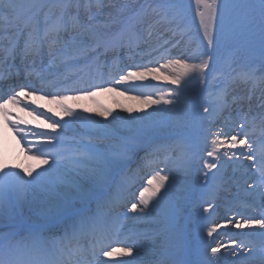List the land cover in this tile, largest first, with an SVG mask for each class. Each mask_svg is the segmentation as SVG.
I'll return each instance as SVG.
<instances>
[{
  "label": "snow or ice",
  "instance_id": "1",
  "mask_svg": "<svg viewBox=\"0 0 264 264\" xmlns=\"http://www.w3.org/2000/svg\"><path fill=\"white\" fill-rule=\"evenodd\" d=\"M195 4L196 16L199 18V31L202 33V42H207V51L198 53L199 62L189 63L186 58H177L169 60L167 65L160 66L161 69L175 70L176 67L180 69L178 74L169 73L163 77L166 80L171 77L170 83L178 86L167 94L174 99L165 98L164 94L155 100L151 99L150 95L145 96L144 99L150 104L175 106L179 103L181 89L185 84L198 80L199 84L206 87L208 76L213 70L212 53L218 51V60L230 69L224 87L213 97L217 114H223L231 106L228 100L227 79L231 78L233 81L239 79L243 82L255 80V69L237 72L232 68L235 62L233 51L244 49L249 55L255 56L258 45L261 68H264V0H195ZM99 7H102V0H0V60L14 61L19 57L25 65L24 78L27 81V83L13 86L5 93L8 98L0 104V112L7 116V104L20 105L21 97L31 96L41 91L42 89L33 86L32 78L39 79L43 84L47 80L45 73L50 72L53 67L65 69L62 74L64 79L81 74L89 79H95L96 76L102 77L104 67H108L110 72L115 71L119 75V79L115 81L116 84L144 78V72H125L119 64L120 52L124 50L131 52L139 48L140 37L135 28L128 27V22L121 10L110 14L103 23L97 22L94 9ZM148 7H151L150 3ZM157 7L168 9L174 16H180L183 12V0H163V3H158ZM122 8L131 12L128 20L136 14L130 4L125 3ZM140 8L144 9L145 5H140ZM225 52L229 53L227 57L224 55ZM108 53H112L114 57L111 65L107 64ZM167 54L169 49L164 48L160 58L167 59ZM101 56L105 57L103 64ZM146 70L158 72L160 69ZM16 75L20 76L21 73L18 71ZM5 78L7 77L0 74V79ZM83 84L86 86H81L82 80L74 81L71 90L78 93L75 97L61 95L59 92L51 94V99L60 104L63 114L74 120L81 118L73 109L65 106V101L95 95V91L90 89L113 90L103 89L100 84L86 81H83ZM16 87H19L18 92L15 91ZM45 95L49 94L45 93ZM0 99H3L2 95ZM232 102H235V98ZM261 108L264 109V104ZM203 111L209 117L213 114V109L210 107H204ZM101 115L107 117L110 113L105 110ZM48 119L51 122L47 126L53 130L59 127L63 131L71 123V121H65L60 124L51 118ZM82 119L84 121L82 126L88 135L107 138L116 134L109 132L105 127H97L99 121L87 117ZM256 119H259L261 127L259 137L254 139L255 132L245 131V126L246 123H255ZM5 122L10 123L7 120ZM235 123L236 121H233V124ZM239 123L240 128L235 134H229L223 129L213 134L210 148L204 149L207 157L211 158L204 159L203 162V168L208 170L205 172V177L213 169L219 173L221 161L225 157L229 162H233L235 158L234 162L242 167H244L243 161H247L245 174L249 179H253L249 189L255 191L257 181L260 186H264V111H261L258 117H253L251 121L245 116ZM11 126L17 135L24 132L18 124ZM34 135L42 139L32 147L26 145L27 151L33 153L34 159L43 157L41 162L49 165L48 168L35 174H33L34 170H26L25 174L30 179L25 180L18 171L0 166V264H37L24 258L26 252H42L50 257L42 264H110L113 257L134 255L138 251L136 245L125 243L123 247H112L110 242H104L107 222L99 211V201L97 211L93 212L86 209H74L71 199L65 197L58 205V210L53 217L54 220H68L63 233L59 235L51 232L53 227L51 222L25 224L22 209L29 193L33 197L52 196L62 188L71 189L82 201L89 200L94 193L86 190L85 185L107 183L108 177L114 175L124 165L136 147V137H129L125 143L121 144L119 150H114L101 148L90 140L87 143L83 140H74L68 144L59 133ZM221 136L224 138L221 139ZM21 140H24L23 135ZM238 148L242 151H231ZM221 149L224 151L222 152ZM163 171L164 169L156 171L155 175L148 180V185L140 191L137 202L131 203L129 211L140 214L133 218H143L165 200L171 185V177L168 174L162 175ZM128 179L130 178H122L116 190L110 192V202L118 203L122 194L121 189ZM244 182L247 184L248 180ZM259 195L261 200H264V193ZM205 203L208 206L204 208V212H209L213 205L208 200ZM177 212L178 209L173 206V214L160 222V230L149 240V245L160 241L159 251L165 258L159 260L158 264H190L175 258V250L183 247L179 242ZM234 226L250 229L255 226L262 230L259 232L261 243L258 259L259 264H264V211L259 218L243 216L242 220H235ZM219 227L220 225L214 224L208 228L207 235L212 237ZM4 228H8V231H3ZM21 232L24 234L21 235ZM45 232L49 235L46 236ZM121 243L124 242L121 241ZM232 243L235 244L236 241ZM222 247L225 246L211 247V256L215 258ZM239 247L243 249V252L232 251L231 253L237 259L245 252L249 256L253 255L252 245L241 243ZM101 254L109 259L101 260L99 258ZM111 264H125V262L114 260ZM191 264H212V260L205 258Z\"/></svg>",
  "mask_w": 264,
  "mask_h": 264
},
{
  "label": "rangeland",
  "instance_id": "2",
  "mask_svg": "<svg viewBox=\"0 0 264 264\" xmlns=\"http://www.w3.org/2000/svg\"><path fill=\"white\" fill-rule=\"evenodd\" d=\"M125 3L130 5L135 3L132 9L136 13L139 12L135 17L133 16L130 22H127L128 27L130 29L135 28L138 33L140 45L139 48H135L131 52L127 50L120 52L121 60L119 64L125 72H144V78L142 80H129L124 84H116L115 81L119 79V75L115 71L110 72L108 67H104L102 69V77L96 76L95 79H89L81 74L64 79L62 74L65 69L53 67L49 73L46 72L49 75V78L44 82L46 87H43L39 79H32L33 86L44 89V91L42 93H33L31 95L33 96L32 99L31 96L21 97L22 103L18 106L25 113L23 116L28 114L34 120L37 118L42 121L43 124L34 122L28 125L30 127H27V122L23 117H16L15 121L22 119V121L19 120L18 126L24 129V134L26 135L22 141L10 129L11 139L16 145V156L20 153L22 156L25 154L33 155V153L27 151L26 145L32 147L38 140L42 139L34 135L39 133H50L53 135L59 133L68 144L74 140H83L85 143L90 140L92 143L100 145L101 148L114 150H119L121 144L125 143L129 137H136V146L139 145V147L135 155L128 157L129 159L127 158L124 165L114 175L108 177V186L103 192L94 194L92 198L83 203L80 209H84L90 203H93L87 210L95 212L97 211V203L98 201L100 202L99 211L108 215L104 242H110L112 247H123L126 243L128 245L146 244V246L152 248L149 245V241H144L143 239L146 236H155L160 230V222L173 214V206H175L178 209L176 224L179 229V242L183 245L182 248L175 250V258L190 262V264L205 258L212 260V264H226V254L222 252L224 249H221L217 256L213 258L211 256V247H215L216 241L219 242V239L221 241L227 240L231 243L232 241L238 242L234 221L237 219L242 220L243 216L259 218L261 212L264 211V200H261L260 196L258 200H254L247 194V191L250 190L249 185L253 184V179H249L248 175L245 174L246 170L243 173V179L236 181V183L222 185L221 181H217V185L223 187L222 192L219 191L217 186H212L215 183L213 182V177H215L216 170L213 169L205 177V172L208 170L203 168V162L204 159L211 158L207 157L204 149L205 147L210 148L214 133L223 129L229 134H235L240 128L239 121L243 120L245 116L251 121L253 117H258V114L264 111L261 108V105L264 104V68H261L258 45L254 57L249 55L247 58L244 49L235 50L232 53L235 61L232 64L233 69L237 72L248 69H255L256 71L254 81L243 82L239 79L234 81L231 78L227 79L228 100L231 105L238 104L236 113H233L230 107L228 108L230 110L229 117L224 114L226 110L223 114H217L216 105L213 101L215 94L224 87L227 74L230 71L226 64L218 60V51L212 53V56H216V64L215 68L212 66L213 70L208 76L206 87L199 84L198 80H193L185 84L181 89L179 103L175 106L150 104L144 99L145 96L150 95L151 99L155 100L161 94H164L165 98L174 99V97H169L167 94L178 87L170 83L171 77L168 80L163 79V77L169 73L178 74L180 69L178 67L175 70L173 68L161 69V65H167L169 60L177 58H186L189 63L195 62L193 54L195 42L192 38L194 37L193 39L198 43L202 42V33L199 31V18L196 16V4L195 0H183L182 14L174 16L168 9L156 7L158 3H163V0H102V7L94 9L97 22L103 23L110 14H115L118 10L123 12V17L126 19V16L129 15V10L122 8ZM149 3L151 7H148ZM142 4L145 5V8L139 10ZM153 9L156 10L153 11ZM149 33L155 34L156 41L160 43H157L158 46L156 48H152L153 44L147 41ZM165 41L169 43L165 44ZM162 45L163 47H161ZM164 48L169 49L167 59L160 58L164 53ZM201 51H207L206 41L202 42ZM224 55L227 57L229 53L225 52ZM113 58L112 53H108L107 64L111 65ZM147 61H152V64ZM104 62L105 57L101 56V63L103 64ZM146 69L160 70L158 72H149ZM77 80H82L81 86H86V84H83V81H86L87 83L100 84L103 89H113H90L95 91V95L69 99L64 104L68 107L79 109L80 107L78 106H81L79 105L81 100L84 102L88 101L90 107L87 115L97 120L104 117L108 131L116 133L115 135L107 138L88 135L82 123L64 114L62 121H71L69 124L71 126L68 125L63 131L59 127L53 130L47 126L51 122L48 118H51V120L55 119L50 117L52 110H50L49 103L41 104L39 97L50 98L51 100V94L58 92L61 95L75 97L78 93L71 89L74 86V81ZM110 82L112 83L110 84ZM45 93L49 95L46 96ZM106 98L109 100L107 103L101 102L103 99L106 100ZM233 98H235V102H232ZM135 102L140 104L139 108L135 106ZM204 107L213 109L211 117L204 113ZM105 110L110 113L107 117L101 115ZM38 113H43V115H38ZM174 118H180L181 125L178 129L172 126ZM226 119L228 122H226ZM62 121L57 122L63 124ZM233 121H236V123L233 124ZM216 123H221L222 126L214 127ZM260 127V121L256 119L253 124L246 123L245 131H254L255 139L259 137ZM223 138L221 136V139ZM173 141H176L174 145L172 144ZM174 148L182 151L181 154L178 155L176 149L173 150ZM238 150L240 149H233L232 151ZM33 151L35 150L33 149ZM169 154L170 159H165ZM184 156H187V158L184 159ZM42 159L43 157H41ZM50 163L51 159L49 158ZM185 164H187V168L183 167L181 170H176V167H180L178 165ZM42 165L49 167L46 164ZM161 169H164L161 172L162 175L168 174L171 177V185L165 195V200L161 201L156 208L141 219L130 217L132 214L129 211L131 203L137 202L140 191L148 185V180L155 175L156 171ZM29 170H34L33 174L40 171L37 167L32 166ZM220 171L221 177H226L227 170L221 169ZM124 177H129L130 179L121 189V198L118 203L110 202V192L116 190L117 185ZM24 179H30V177L25 175ZM246 179L248 180L247 184L244 182ZM94 187L96 186L93 184L85 185V189L92 192ZM211 189L215 190V193H212ZM255 189L260 193H264V186H260L258 181ZM72 198L75 199L74 202L73 199L71 200L73 207H75L74 204L80 198L75 192L72 194ZM206 200L213 205L209 212H204V208L208 206L205 203ZM62 201L63 199L60 198L59 203L51 205L49 212L54 213V210L58 209V205ZM39 210L44 212L43 207H40ZM221 210L223 211L222 213ZM216 211L217 215L220 216L222 214L228 218L233 217L234 220L228 226L222 228L221 231H218L216 241H211L208 239L206 229L214 225L213 213H216ZM36 213H40V211H35ZM114 215L115 218H113ZM35 217L34 221L36 223L42 220L39 216ZM115 220L121 222L116 223ZM60 221L64 230L68 220L63 219ZM113 228L116 230L114 236H112V233H114ZM3 231L7 232L8 228H4ZM61 232L59 231L57 235L62 234ZM254 236V233H248L243 240L253 241ZM121 241L124 243H121ZM257 243H261V241ZM257 243H254V246L258 245ZM137 249L138 251L134 255L139 258V263L136 260L131 261L129 259L131 256H125L123 257L125 258L123 259L125 264H158L159 260L165 258L160 251L157 252L154 249ZM259 249L260 247L256 246L255 250L259 251ZM99 258L101 260L109 259L103 257L102 254ZM229 264L240 263L234 261V263ZM256 264H259V261Z\"/></svg>",
  "mask_w": 264,
  "mask_h": 264
},
{
  "label": "bare ground",
  "instance_id": "3",
  "mask_svg": "<svg viewBox=\"0 0 264 264\" xmlns=\"http://www.w3.org/2000/svg\"><path fill=\"white\" fill-rule=\"evenodd\" d=\"M153 35L154 34H151V36H153ZM152 40H153L152 43H154L155 39L153 38ZM157 46H158L157 44H153L151 47L156 48ZM148 63H152V62L150 61ZM7 72L8 71H5V75L7 74ZM4 83H6V80H4ZM31 98H33V96H31ZM39 98L41 100L40 101L41 104L49 103L50 110H52L51 113L53 114V118L55 119V121H60V120L62 121L63 109L61 108L60 104L53 101L52 99L50 100V99H44L41 97H39ZM49 101H52V102H49ZM108 101L109 100L106 98V100L103 99L101 102L107 103ZM136 103L137 102H135V106H137L139 108L140 104H138V103L136 104ZM79 105H81L83 107L78 106V107H80L79 109H73V111L75 113H78L79 117L81 118V119H76L79 123L83 124L84 121L82 118L87 117V118H90L91 120L99 121L100 123H99V125H97V127H105L107 130H109L107 127V124L105 123L106 119L104 117H101L100 119L97 120V119H94L93 117L87 115L88 111H89V107H90L88 101L84 102L83 100H81V103ZM66 107H68V106H66ZM230 110H232L233 113H236L238 110V104L235 103V105H231ZM230 110L228 109L224 113L225 115H227V117H229L228 114H229ZM6 111L8 113L7 116H5L2 112H0V162H1L0 166H3L5 168L14 169L15 171H18L20 173V175L23 177L26 175L25 174L26 170H29L31 168V166L37 167L38 170H40V171L48 168L47 166H43L42 165L43 163L41 164V161H40L41 158L40 159H34L32 154H27V155L25 154L22 156L20 153L18 156H16L17 155L16 145H15V142L13 141V139H11L10 127L9 126L7 127L4 121H5V119H9L10 120L9 121L10 126L12 124H19L18 123L19 121H15V119H14L15 117H10L11 114H17L18 116H21V117H23V119H25V121L27 122V125H26L27 127H30V126H28V125H30V123L37 122L38 124H43V122L38 120L37 118H35L36 120H34L28 114H26V116H23L25 114L23 112V110L19 106L14 105V104H7L6 105ZM90 115L94 116L93 114H90ZM69 118H72V117H69ZM226 122H228L227 119H226ZM180 125H181L180 118H174L172 120V126L173 127L178 129L180 127ZM218 126L221 127L222 124L216 123L214 127H218ZM12 129H13V127H12ZM14 133H16V131H14ZM21 135H22V133H21ZM21 135H17V133H16L17 137L21 136ZM173 144H175V143L173 142ZM137 150H138V146H136L132 150L131 153L134 154L135 152H137ZM221 151L223 152L224 149H221ZM238 151H242V149H240ZM186 158H187V156H184V159H186ZM234 161H235V158H233V162H229L227 160V157H225L224 160L221 161L220 168L227 170L226 177H221V171L219 174L217 172H215V177H213V182H215V183H213L212 186H214V187L217 186V188L221 192H222L223 187L217 185V183H216L217 181H221V184L224 185V184H229V183H236V181H240V179H243V173L246 170V166H247L248 162L243 161L244 167H242L239 163H236ZM19 163H20V165H19ZM178 166H180V167H176V170H181L183 167L187 168V164L178 165ZM25 168H27V169H25ZM94 186H96V187L93 188V191L97 189L98 184H96ZM70 190L71 189H69V188H62L56 194H54L52 196L33 197L32 194L29 193L26 197V201H25V203L23 205V209H22V218H23L24 223L25 224H34L33 221L36 218L35 216H39L44 220L53 219V217L55 216L56 210H54V213H50L49 210L51 209V205L59 203L60 198L64 199L65 197H68L72 200L73 199L72 194L74 192L72 193ZM211 191H212V193L213 192L215 193V190L211 189ZM247 194H249L250 197H252L254 200H258V198L260 196L259 195L260 192L256 189H255V191H252V190L247 191ZM45 206H46V209H45ZM40 207L44 208V210H43L44 212H41V210H39ZM35 211H40V213H42V214H40V213L35 214ZM222 212L223 211L221 210V213ZM217 214H218L217 211H216V213H213V222H214V224L220 225V227L216 229V231L213 233L212 237L208 236V239H210L211 241L212 240L216 241L217 236H218V231H221L222 228L228 226L230 224L229 221L232 222V220H234L233 217L228 218L225 215L220 214V216H219ZM139 215H140L139 213H137V214L132 213L130 215V217H132V216L135 217V216H139ZM234 223H235V221H234ZM203 229L205 230V228H203ZM56 231H57L56 228H51L52 233H55ZM207 231H208V229H206V232ZM235 231H236L235 234L238 236V239H237L238 242L233 244L227 240L221 241V239H219L218 240L219 242L216 241L215 247H217L219 245L225 246V247H222L221 249H224L222 252H224V254H226V259H227L226 264L234 263V261L236 263H240V264H256L259 261V259H258L259 251L255 250V248H256V246L260 247V243H257V242L261 241L260 236H259V232L262 230H260L254 226L252 229L247 228V227H245V228H236L235 227ZM248 233H254L255 234L253 241L243 240L244 236H246ZM23 234L24 233H21V235H23ZM150 238L151 237L146 236V238H144L143 240L149 241ZM241 243H243L244 245H252L253 244L252 247L254 249V252H253L252 256H249L248 253H246V252L243 253V255L239 259H237L236 257L231 255L232 251H237L238 253L243 252V249H241L239 247V245ZM254 243H257L258 245L254 246ZM135 245L137 248H140V249H144V250H150V249L153 250L154 249L158 252L160 241H157L155 244H151L152 248L146 246V244H144V246H142V244H135ZM225 249H229V250H225ZM227 252H229V254H227ZM25 256L30 258L32 261L37 262V264H42L43 261L48 260L50 258V257L46 256L45 254H43L42 252H31V253L26 252ZM123 259H125V258H123V257H121V258L115 257L114 259L111 258L110 264H111V261L123 260ZM129 259H131V261L136 260V262H138L139 258L136 257L135 255H132Z\"/></svg>",
  "mask_w": 264,
  "mask_h": 264
}]
</instances>
